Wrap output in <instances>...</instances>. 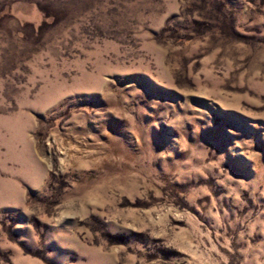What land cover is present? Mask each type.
I'll return each instance as SVG.
<instances>
[{"label":"rangeland","instance_id":"374dc122","mask_svg":"<svg viewBox=\"0 0 264 264\" xmlns=\"http://www.w3.org/2000/svg\"><path fill=\"white\" fill-rule=\"evenodd\" d=\"M0 264H264V0H0Z\"/></svg>","mask_w":264,"mask_h":264}]
</instances>
